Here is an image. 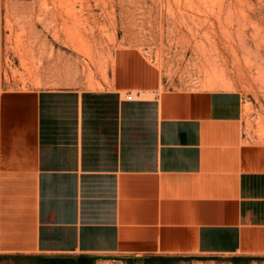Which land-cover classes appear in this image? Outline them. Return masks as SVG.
I'll list each match as a JSON object with an SVG mask.
<instances>
[{
  "label": "crops",
  "instance_id": "0c3cea01",
  "mask_svg": "<svg viewBox=\"0 0 264 264\" xmlns=\"http://www.w3.org/2000/svg\"><path fill=\"white\" fill-rule=\"evenodd\" d=\"M5 22L0 0L2 253L264 258V131L242 91L154 93L132 70L102 90L10 89Z\"/></svg>",
  "mask_w": 264,
  "mask_h": 264
},
{
  "label": "rangeland",
  "instance_id": "374dc122",
  "mask_svg": "<svg viewBox=\"0 0 264 264\" xmlns=\"http://www.w3.org/2000/svg\"><path fill=\"white\" fill-rule=\"evenodd\" d=\"M4 5V77L10 89L102 90L114 87L121 71L122 78L140 71L150 75L154 93L238 89L246 96L250 128L264 131V0H4ZM122 92L150 98L135 85ZM64 259L69 258L0 251V264H69ZM94 264H264V258L130 263L97 257Z\"/></svg>",
  "mask_w": 264,
  "mask_h": 264
},
{
  "label": "trees",
  "instance_id": "16d2710c",
  "mask_svg": "<svg viewBox=\"0 0 264 264\" xmlns=\"http://www.w3.org/2000/svg\"><path fill=\"white\" fill-rule=\"evenodd\" d=\"M96 261L95 258L90 257H79L77 259L75 258H69L64 259V262H67L69 264H94ZM130 263L133 262V260H128Z\"/></svg>",
  "mask_w": 264,
  "mask_h": 264
},
{
  "label": "built area",
  "instance_id": "2783aa9c",
  "mask_svg": "<svg viewBox=\"0 0 264 264\" xmlns=\"http://www.w3.org/2000/svg\"><path fill=\"white\" fill-rule=\"evenodd\" d=\"M135 98L134 94L133 93H130L128 96H127V99L128 100H133Z\"/></svg>",
  "mask_w": 264,
  "mask_h": 264
},
{
  "label": "bare ground",
  "instance_id": "6f19581e",
  "mask_svg": "<svg viewBox=\"0 0 264 264\" xmlns=\"http://www.w3.org/2000/svg\"><path fill=\"white\" fill-rule=\"evenodd\" d=\"M68 3V2H67ZM65 7V6H64ZM67 10H65V12H66ZM58 14V13H57ZM68 20V19H67ZM67 22V21H66ZM67 25V24H66ZM66 30V29H65ZM66 36H68V35H66ZM69 37V36H68ZM82 40V39H81ZM83 41H81V43H82Z\"/></svg>",
  "mask_w": 264,
  "mask_h": 264
}]
</instances>
